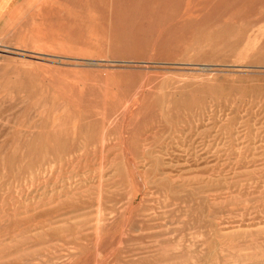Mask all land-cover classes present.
Returning a JSON list of instances; mask_svg holds the SVG:
<instances>
[{
  "label": "rangeland",
  "instance_id": "374dc122",
  "mask_svg": "<svg viewBox=\"0 0 264 264\" xmlns=\"http://www.w3.org/2000/svg\"><path fill=\"white\" fill-rule=\"evenodd\" d=\"M0 264H264V0H0Z\"/></svg>",
  "mask_w": 264,
  "mask_h": 264
}]
</instances>
